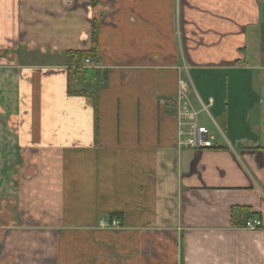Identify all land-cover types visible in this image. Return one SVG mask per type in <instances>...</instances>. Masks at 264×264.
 <instances>
[{
	"label": "crops",
	"instance_id": "0c3cea01",
	"mask_svg": "<svg viewBox=\"0 0 264 264\" xmlns=\"http://www.w3.org/2000/svg\"><path fill=\"white\" fill-rule=\"evenodd\" d=\"M81 1L0 0V193L37 202L1 242L38 218L78 228L71 264H115L117 242L121 264H264V0ZM180 80L212 148L177 145ZM113 213L120 231L85 227Z\"/></svg>",
	"mask_w": 264,
	"mask_h": 264
},
{
	"label": "rangeland",
	"instance_id": "374dc122",
	"mask_svg": "<svg viewBox=\"0 0 264 264\" xmlns=\"http://www.w3.org/2000/svg\"><path fill=\"white\" fill-rule=\"evenodd\" d=\"M81 2L85 1L83 0ZM20 182L21 181L18 179L16 183L19 188ZM19 194L20 193H14L12 191L5 192L3 190L0 193V239L3 236L4 230L9 228L10 226H22L23 224L20 225L17 223L19 217L21 216L22 218L23 215L26 213V215L28 216V212L34 209L32 207L37 203L35 200L32 199L26 204L28 208L26 207L24 211H19ZM32 202H34V204H32ZM109 218L110 216H103L98 220L96 224L85 225V227H90L91 229H101L102 231L111 232H115V230L120 231L122 227H124V223L122 222V225L120 227L101 228L100 221H106ZM58 226L59 225L56 224L51 226V230L49 231L50 235L45 236V230L42 229V222H39L38 218L30 220L28 226L24 227L25 232L32 233L30 236H25V238L21 239L20 235L16 234L13 240H11L10 246L8 247L6 243L3 244V242H1L2 239L0 240V264H71V258L73 254L72 233L78 231L75 230L78 228H75L76 226H70L66 228L64 230V232H66L64 234L66 235L64 236L60 234L64 228H59ZM90 231L93 232V230ZM96 239L98 241L97 243L102 245V247L107 244V241L103 237H98ZM82 243L84 246L82 248H90L88 243ZM117 243L119 244V242ZM118 244L112 245L108 252V259L112 260L115 264H121L120 247ZM57 247H59V250L61 252L59 255L60 258L62 259L63 257H65L64 260H61V262L56 259V255L58 253Z\"/></svg>",
	"mask_w": 264,
	"mask_h": 264
},
{
	"label": "built area",
	"instance_id": "2783aa9c",
	"mask_svg": "<svg viewBox=\"0 0 264 264\" xmlns=\"http://www.w3.org/2000/svg\"><path fill=\"white\" fill-rule=\"evenodd\" d=\"M77 67L88 68L97 67V60L88 58L84 61L83 66ZM186 81L180 80V89L178 92V109H177V145L180 148H189L194 150L207 149L214 147V136L206 125L199 119V111L196 110L189 97L187 96ZM122 220L119 216H114L106 221H100L101 228L120 227ZM262 225L258 218L247 221L246 227L256 229Z\"/></svg>",
	"mask_w": 264,
	"mask_h": 264
},
{
	"label": "trees",
	"instance_id": "16d2710c",
	"mask_svg": "<svg viewBox=\"0 0 264 264\" xmlns=\"http://www.w3.org/2000/svg\"><path fill=\"white\" fill-rule=\"evenodd\" d=\"M93 6L98 5V0L92 1ZM98 35H99V22L96 19L92 21V48L89 50L78 49V50H68L67 51V73H68V92L70 94H78L82 91L75 90L74 88V78L76 74L79 72V67L82 62H84L88 58H97L99 55L98 50ZM93 106L95 111L96 122L98 119V111H99V102L97 94L93 96ZM234 217L244 218L245 221L252 217L251 212L246 207H235L233 208ZM119 216L118 214H111L110 217ZM241 224V223H238ZM242 225V224H241ZM244 225V224H243Z\"/></svg>",
	"mask_w": 264,
	"mask_h": 264
}]
</instances>
